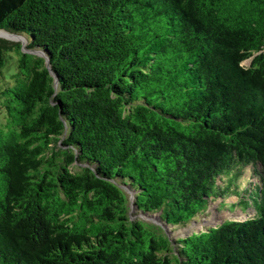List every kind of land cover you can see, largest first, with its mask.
Masks as SVG:
<instances>
[{
  "label": "trees",
  "instance_id": "1",
  "mask_svg": "<svg viewBox=\"0 0 264 264\" xmlns=\"http://www.w3.org/2000/svg\"><path fill=\"white\" fill-rule=\"evenodd\" d=\"M1 32L57 85L0 37V264H264V0H0ZM249 166L253 217L171 242Z\"/></svg>",
  "mask_w": 264,
  "mask_h": 264
},
{
  "label": "rangeland",
  "instance_id": "2",
  "mask_svg": "<svg viewBox=\"0 0 264 264\" xmlns=\"http://www.w3.org/2000/svg\"><path fill=\"white\" fill-rule=\"evenodd\" d=\"M26 45L27 41L25 40L23 49H25ZM242 65L247 68L249 66V61L243 62ZM15 69L16 61L15 55L13 54L12 57H6L5 63L1 68L2 77L8 79L10 74H12ZM1 81L2 80L0 78V82ZM230 182L232 185L230 186L229 190L226 191V194L221 198L219 197L213 200V202H211L209 205L207 212L200 216L198 220L189 223L184 227H178L176 229L165 227L166 235L171 240V242L180 238H185L192 234L204 232L208 228H214L227 220L244 221L254 216V211L251 207L246 211L240 212L237 205L239 199L235 194H240L241 196H244L245 199H248L249 193L262 185L260 178V167H246L241 171L240 175L236 179L225 176L219 177L216 180V185L217 187L225 188ZM125 195L128 199V216L130 221L140 220L150 223L155 222L153 220L147 221V219H143L141 215L131 206V195L126 191ZM231 205L233 206V209Z\"/></svg>",
  "mask_w": 264,
  "mask_h": 264
},
{
  "label": "water",
  "instance_id": "3",
  "mask_svg": "<svg viewBox=\"0 0 264 264\" xmlns=\"http://www.w3.org/2000/svg\"><path fill=\"white\" fill-rule=\"evenodd\" d=\"M8 35L11 36V37L13 36L14 39H12V38H8V37H1V38H2V39H5V40H8V41H11V42H18V43H20V44H21V48H22V52H23V53L32 54V55H35V56H38V57L44 58V57H43L42 55H40L39 53H36V52H32V51H28V50L23 49L24 41H25V40H24L22 37L17 36V35H13V34H8ZM44 61H45V67H46V69L48 70L50 76H51V77L53 78V80H54V88H56L57 81H56V79H55L53 73H52L51 70L49 69V65H48V61H47V59L44 58ZM130 201H132V200L130 199Z\"/></svg>",
  "mask_w": 264,
  "mask_h": 264
},
{
  "label": "bare ground",
  "instance_id": "4",
  "mask_svg": "<svg viewBox=\"0 0 264 264\" xmlns=\"http://www.w3.org/2000/svg\"><path fill=\"white\" fill-rule=\"evenodd\" d=\"M1 34H3V35H0V37H8V38H12V39H14V37L12 36H9L8 34H5V33H3V32H1Z\"/></svg>",
  "mask_w": 264,
  "mask_h": 264
}]
</instances>
